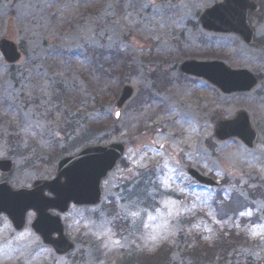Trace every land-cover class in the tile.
I'll use <instances>...</instances> for the list:
<instances>
[{
  "label": "rangeland",
  "instance_id": "rangeland-1",
  "mask_svg": "<svg viewBox=\"0 0 264 264\" xmlns=\"http://www.w3.org/2000/svg\"><path fill=\"white\" fill-rule=\"evenodd\" d=\"M120 1L0 0V39L22 52L12 65L0 51V159L13 161L15 185L53 178L58 160L87 144L126 145L101 202L61 215L76 245L71 253L58 255L45 244L29 212L22 231L2 218L0 264H156L150 259L165 246L166 264H197L187 246L233 228L249 240L200 264H264V0L249 13L251 45L202 29V12L223 0ZM88 48L123 50L135 68L101 74ZM186 60L247 68L260 82L249 92L223 94L183 73ZM125 85L134 96L119 111ZM240 110L258 134L254 149L216 137V123ZM190 167L220 185L199 184ZM230 192L243 199L241 212L221 220L207 204Z\"/></svg>",
  "mask_w": 264,
  "mask_h": 264
},
{
  "label": "water",
  "instance_id": "water-1",
  "mask_svg": "<svg viewBox=\"0 0 264 264\" xmlns=\"http://www.w3.org/2000/svg\"><path fill=\"white\" fill-rule=\"evenodd\" d=\"M259 9V3L253 0H224L206 9L200 16V23L208 32L234 33L241 36L246 43L252 44L255 32L248 22V13H256ZM0 50L9 63H16L21 59L18 45L7 38L0 40ZM181 70L208 80L223 94L248 92L259 82L258 77L250 70L233 69L217 60H188L183 62ZM133 94L131 86H124L117 102L119 109ZM215 133L220 140L238 138L249 148H254L258 139L250 116L244 110L239 111L233 120L219 121ZM125 150L123 143L90 144L75 155L62 158L56 175L50 180L37 179L31 187L17 189L6 182L1 183L0 216L5 214L16 230H22L27 222V214L33 211L35 218L31 226L43 242L52 245L58 254L72 251L75 244L65 235L60 215H54L51 211L65 213L72 203L78 206L97 205L103 196V181L116 168ZM12 165L11 160H0L2 171H10ZM188 172L202 184L219 185L194 168H189ZM54 234H57L56 238L53 237Z\"/></svg>",
  "mask_w": 264,
  "mask_h": 264
},
{
  "label": "trees",
  "instance_id": "trees-1",
  "mask_svg": "<svg viewBox=\"0 0 264 264\" xmlns=\"http://www.w3.org/2000/svg\"><path fill=\"white\" fill-rule=\"evenodd\" d=\"M116 1L117 5H121L122 1ZM87 56L92 59L96 69H100L99 67L103 69L104 72H101V74L106 73V70L114 74H122L128 69L133 70L135 68L131 59H129V54L120 49L110 53L103 50H93L92 48H88ZM91 127L92 130L96 129L94 125ZM56 151L55 155L59 153L58 150ZM218 201V199H215L210 203V206L209 204L207 206L210 210H213V212L215 211L217 217L220 219L226 218L230 213L238 215L241 212L243 199L236 192L228 193V197L223 200L222 205L218 204ZM240 219L241 221H245L246 218L241 217ZM199 239L200 238L197 237L196 240L192 241V244L187 246L189 253L192 254L197 264H200L201 262L205 263L206 259L218 261V255L220 258L224 257L236 242H247L249 240L247 236L243 233H239L235 228L219 233L211 243H205L199 241ZM168 250H170L169 246L161 247L157 254L151 257L150 261H155L156 264L168 263V260H170V253ZM148 260L149 258H147V261Z\"/></svg>",
  "mask_w": 264,
  "mask_h": 264
},
{
  "label": "flooded vegetation",
  "instance_id": "flooded-vegetation-1",
  "mask_svg": "<svg viewBox=\"0 0 264 264\" xmlns=\"http://www.w3.org/2000/svg\"><path fill=\"white\" fill-rule=\"evenodd\" d=\"M15 170H11L9 172H3L0 170V183L6 182L10 184L12 187L15 186L14 181H13V176H14Z\"/></svg>",
  "mask_w": 264,
  "mask_h": 264
},
{
  "label": "snow or ice",
  "instance_id": "snow-or-ice-1",
  "mask_svg": "<svg viewBox=\"0 0 264 264\" xmlns=\"http://www.w3.org/2000/svg\"><path fill=\"white\" fill-rule=\"evenodd\" d=\"M117 115H119V113H117ZM133 215H136L135 213H133Z\"/></svg>",
  "mask_w": 264,
  "mask_h": 264
}]
</instances>
